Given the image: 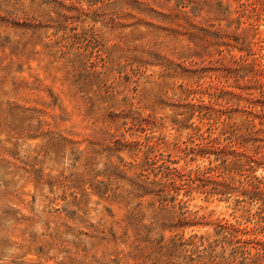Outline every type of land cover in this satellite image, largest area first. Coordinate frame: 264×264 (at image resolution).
<instances>
[{
    "label": "rangeland",
    "instance_id": "obj_1",
    "mask_svg": "<svg viewBox=\"0 0 264 264\" xmlns=\"http://www.w3.org/2000/svg\"><path fill=\"white\" fill-rule=\"evenodd\" d=\"M0 264H264V0H0Z\"/></svg>",
    "mask_w": 264,
    "mask_h": 264
}]
</instances>
